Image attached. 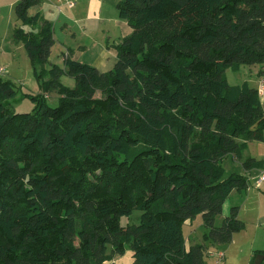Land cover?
Listing matches in <instances>:
<instances>
[{"label":"trees","instance_id":"16d2710c","mask_svg":"<svg viewBox=\"0 0 264 264\" xmlns=\"http://www.w3.org/2000/svg\"><path fill=\"white\" fill-rule=\"evenodd\" d=\"M39 2L15 5V40L43 80L32 111L6 103L18 91L0 75V264H115L130 248L133 264H206L204 244L186 245L188 219L202 215L221 250L246 226L237 205L215 224L249 187L222 162L264 171L246 154L264 140L262 96L226 75L252 64L261 73L264 0H121L132 32L115 65L102 72L63 54L72 89L50 60L53 23L31 12ZM134 210L140 223L123 225Z\"/></svg>","mask_w":264,"mask_h":264},{"label":"rangeland","instance_id":"374dc122","mask_svg":"<svg viewBox=\"0 0 264 264\" xmlns=\"http://www.w3.org/2000/svg\"><path fill=\"white\" fill-rule=\"evenodd\" d=\"M119 1L121 0H101V2L104 3L102 5H104L108 11L106 13V17H109L108 19H110V21L104 23V25H99L95 22V26H91L93 28L90 27L91 33L88 32L84 36V30L81 31L79 25L73 18H69V20L62 17L59 21L57 20L58 22H56L54 30L55 44L52 48L50 60L52 63L57 64L62 70L60 81L65 88L72 89L77 85L76 78L69 73L68 68H66L63 63V53L67 52V47H74L78 49L80 44L93 46V40L97 41L103 46L108 44L118 46L121 39L125 37L124 29H131V27L127 24V21L121 19L119 16L117 8V3ZM74 10L76 11V9ZM64 20L70 25L69 32L63 30L61 26V22ZM16 22L19 23L16 13H14V23ZM23 52L26 54L25 49H23ZM87 54L88 56L82 58V61L86 63L89 62L88 57L90 53ZM25 60L26 59H24L22 56L21 61L23 62V67L21 68L19 65V68L15 67L12 75H3V79L12 81L18 91L15 98L6 102L17 112L32 111L36 105L35 101L32 99V96L38 95L39 93H44L41 87L43 80L38 81L35 78L33 69H29L31 68V66L28 65L29 63L25 65ZM259 69V64L242 65L239 70H233L229 67L226 70V75L229 83L232 85H238L242 84L244 81H248L251 86L256 87L258 86L257 84L260 80V77L257 73ZM47 74L48 73H46L45 76ZM45 79H48V75L44 78V80ZM47 94V103L51 106H57L64 95V93L60 90L51 91ZM96 94L101 95V92L97 91ZM261 99L264 105V95L261 97ZM252 144L254 148L257 149V155L261 158H264V141H254ZM222 164L226 170V176L234 172L241 173L244 171L243 165H241L242 163H240L239 160H236L232 155L228 156L222 162ZM253 172H257V174H259V170H255ZM250 180L252 183V190L250 191L251 196L250 193L248 196H245L244 194L242 195V193L235 191L232 195L233 202L239 201L242 203L239 216L246 222L247 227L241 232V235H239L236 244H232L231 241L230 243L221 246L226 255L225 259L223 260V264H248V258L252 253L251 250L260 248L264 249V220H261L263 222H260V216L264 215V182L262 186L259 187V185H257V180L252 178L251 175ZM224 204L225 214L223 212L216 217V226H220L223 223V220L227 215L226 213L231 209L229 200ZM141 216L142 211L134 210L130 216H123L121 218V223L123 225L139 224L141 221ZM183 234L188 248L199 243L206 246V264H219L217 262L218 259L216 256H212L211 254L221 249H218L216 244H213V240L208 236L209 228L204 223L202 215H199L196 218L188 219L183 226ZM114 260L116 264H133V250L131 248L128 249L126 253L116 256Z\"/></svg>","mask_w":264,"mask_h":264},{"label":"crops","instance_id":"0c3cea01","mask_svg":"<svg viewBox=\"0 0 264 264\" xmlns=\"http://www.w3.org/2000/svg\"><path fill=\"white\" fill-rule=\"evenodd\" d=\"M18 1L20 0H0V67H3L6 69V72H5L6 75H12L15 67L16 68H19V66L21 68L23 67V64H22L23 62L21 61L22 56L24 57V59H26L25 65L29 63L28 65L31 66V68L29 69H32L31 61L28 60L30 58L27 52L26 54L23 52V49H25L23 43L17 42L14 37V31L17 26V22L14 23V13H15V5ZM74 1H75V6L71 8L64 3L59 2L58 0H40V2L31 9V12L33 14L36 12H39L41 16H43L44 19H47L50 22H52L54 26V30H55L56 22H58L62 17L65 19L73 18L75 22L79 25V28L81 29V31L84 30L85 33H83V36L86 35V33L88 32L91 33L90 27L95 26L96 23H98L99 25H104V23L110 21V19H108L109 17H106V13L108 11L105 8V6L102 5L104 3H102L101 0H74ZM74 9H76V11ZM61 26L63 30L67 32L70 31V27H69L70 25L68 24L67 21L64 20L63 22H61ZM131 32H132V28L124 29L125 36L129 35ZM92 43H93V46L80 44L78 46V49L74 47H67V52L63 54H68L69 51H72L73 58L76 60L82 61V58L88 56L87 53H90L88 57L89 64L97 67L102 72H107L109 69H112L117 61L118 51H117L116 46H113L110 44L103 46L102 44H99L97 41H94V40ZM257 73H258V76L260 77V69ZM46 96H48V94H46ZM252 143H254V141L249 142L248 150L246 154L251 155L258 159H264L257 155V149L254 148ZM239 162L241 163V161ZM253 171L255 170L246 171L244 169V171L241 172V174H245L248 177L249 187L248 189L241 191V192L238 190H234L235 192L242 193V195L244 194L245 196L249 195L250 191L252 190L251 188L252 183L250 180V175L252 176V178L257 180V178L259 177L261 173L259 171V174H257V172H253ZM263 182L261 183V185H259V187L262 186ZM233 192L231 193L230 197L226 201L228 200L230 201V208L232 206L237 205L240 207V210H241L242 203H240L239 201H235V202L232 201ZM250 196H251V193H250ZM223 212L225 214V206L223 207ZM229 212H227L226 214L228 215ZM239 214H240V211H239ZM239 218L241 219L240 216ZM261 220H264V215L260 216V222H263ZM245 225H246V222H245ZM246 227L247 225L245 226V228ZM242 231L234 234L232 244L237 243L238 237L239 235H241ZM257 250H264V249L260 248V249L251 250L252 253L250 254V257L248 258V262H249L248 264H252V260ZM113 261L115 263V260Z\"/></svg>","mask_w":264,"mask_h":264},{"label":"built area","instance_id":"2783aa9c","mask_svg":"<svg viewBox=\"0 0 264 264\" xmlns=\"http://www.w3.org/2000/svg\"><path fill=\"white\" fill-rule=\"evenodd\" d=\"M61 3H64L68 5L69 7H74L75 6V1L74 0H58ZM5 73V69L3 67L0 68V75ZM258 90L261 96L264 95V66L263 69L260 73V80L258 83ZM264 181V171H261L259 177L257 178V184L261 185V183ZM212 256H216L218 259L217 262L219 264H223V260L225 259V252L223 250H218L215 253L211 254Z\"/></svg>","mask_w":264,"mask_h":264},{"label":"water","instance_id":"95a60500","mask_svg":"<svg viewBox=\"0 0 264 264\" xmlns=\"http://www.w3.org/2000/svg\"><path fill=\"white\" fill-rule=\"evenodd\" d=\"M263 261H264V254H258L253 264H262Z\"/></svg>","mask_w":264,"mask_h":264}]
</instances>
